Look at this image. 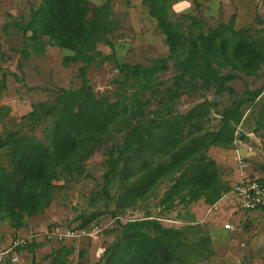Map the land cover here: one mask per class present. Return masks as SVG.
Instances as JSON below:
<instances>
[{
  "label": "trees",
  "instance_id": "obj_1",
  "mask_svg": "<svg viewBox=\"0 0 264 264\" xmlns=\"http://www.w3.org/2000/svg\"><path fill=\"white\" fill-rule=\"evenodd\" d=\"M141 4L168 49L166 56L149 64L122 62L114 50L103 54L97 49L100 42L112 48L110 36L117 30L113 0L99 5H91L90 0H40L26 20L13 21L22 34L21 57L42 55L47 45L66 50L64 66L81 63L80 85L58 89L51 102L33 104L22 115L30 134L6 130L0 135V150L8 160L0 161V222L7 221L16 231L26 218L43 214L57 196V182L69 183L84 172L85 162L102 146L103 184L89 204L102 198L107 208L114 204L112 217L152 198H158L157 206L164 211L201 199L213 205L232 190L208 152L211 147L234 148L245 104L257 106L256 127H264V92L245 89L244 96L219 113L215 128H210V114L216 101L204 99L184 112L177 109V101L183 93L199 89L233 94L228 82L239 78V73L257 75L264 64V39L248 28H235L232 21L204 31L189 13L181 14L191 19L185 26L172 19V0H141ZM103 61H112L119 73L114 95L96 93L88 80L89 67ZM170 61L174 74L166 85L160 74L169 70ZM224 69L229 72L222 73ZM151 99L154 108L148 107ZM46 120L40 139L32 132ZM113 130L123 135L107 145ZM114 182L118 186L111 193ZM98 214L81 215L79 226H88ZM115 231L99 258L101 264H190L215 254L208 229L195 223L194 215L184 226L174 227L145 212L120 223ZM35 245L32 241L25 247L32 250ZM68 253L63 242L50 254V264H66ZM7 262L9 255L1 264Z\"/></svg>",
  "mask_w": 264,
  "mask_h": 264
},
{
  "label": "rangeland",
  "instance_id": "obj_2",
  "mask_svg": "<svg viewBox=\"0 0 264 264\" xmlns=\"http://www.w3.org/2000/svg\"><path fill=\"white\" fill-rule=\"evenodd\" d=\"M103 1L90 0L91 5H99ZM39 3L40 0H0V135L6 130L30 134L29 125L22 119V115L30 111L33 104L38 101L51 102L58 89L76 88L80 85L77 73L81 63L64 66L62 57L68 53L66 50L47 45L42 55L32 54L27 59L20 56L22 34L13 26V21L26 20L30 9ZM113 9L117 30L110 36L112 48L104 42L97 44V49L103 54H111L114 50L122 62L129 64H149L154 58L168 54L164 36L157 28L155 20L148 14L147 8L141 4V0H113ZM170 13L173 20L182 22L185 26L191 19L182 17L181 14L194 15L204 31L214 28L218 23L232 21L235 28H248L256 38L264 39V0H172ZM226 72H229V69L222 71ZM173 74L174 69L170 61L169 70L160 74V79L168 85ZM87 76L93 90L98 94L114 95L118 90L116 78L119 73L112 61L93 63L87 71ZM2 82L5 86H2ZM228 85L234 89L233 94L225 91L215 95L213 88L183 93L177 101V109L184 112L204 99L216 101L217 106L211 109L210 114V128H215L219 123V113L229 106L233 99L244 96L245 89L261 88L264 92V64L257 75L239 73V78L228 82ZM149 97L150 93L147 92L145 98ZM155 106L156 102L151 99L148 107ZM242 110L243 118L237 127V135L243 133L245 141L252 147L253 152L246 160L249 172L264 182V127H256L258 111L255 104H245ZM48 123L46 120L36 127L33 135L43 139L42 131ZM246 133L254 134L258 142L251 141ZM122 135L119 131H111L107 145L120 141ZM104 151L103 146L95 149L84 164V172L75 174L71 182L64 183L59 180L56 198L43 214L27 219L19 232L28 235L44 228L79 226L81 215L88 216L99 211L95 220L88 225H102L99 239L90 241L81 238L67 241L69 253L66 264H101L99 258L102 251L114 238L120 223L151 212L153 216L159 217L163 224L181 227L194 215L196 223L208 229L215 254L207 260L190 264H264V211L253 212V216L243 213L242 221L237 222L235 217L236 225L233 230H223L222 223L230 221L219 219L220 215L216 210L209 213L207 209H199L197 217L196 212L192 211V206L177 203L169 211H164L157 206L158 198L140 203L117 217L110 214L114 204L107 208L103 198L91 206L90 198L98 197L103 184ZM0 161L4 164L8 162L3 150H0ZM117 186L118 183L114 182L111 193ZM15 232L6 222H0V250L9 247ZM34 242L36 245L32 250L29 247L20 249L17 262L6 264H50V254L63 245V242L46 240L42 236Z\"/></svg>",
  "mask_w": 264,
  "mask_h": 264
},
{
  "label": "built area",
  "instance_id": "obj_3",
  "mask_svg": "<svg viewBox=\"0 0 264 264\" xmlns=\"http://www.w3.org/2000/svg\"><path fill=\"white\" fill-rule=\"evenodd\" d=\"M251 136V134H248ZM236 142V141H235ZM248 152H252V148L248 146ZM238 162L239 174L232 186V194L237 198L239 207L244 211H253L264 207V184L259 182L257 177H250L246 174L247 162L245 158L238 154L236 155ZM225 229H233L230 222L223 224ZM102 225L92 224L86 227L71 226L66 228H44L42 231L31 232L24 234L17 232L10 241L7 249L0 251V263L4 262L6 256H10L11 262H17L18 256L16 249L25 247L39 236L48 240L52 239L60 242L85 238L90 241H96L101 235Z\"/></svg>",
  "mask_w": 264,
  "mask_h": 264
},
{
  "label": "crops",
  "instance_id": "obj_4",
  "mask_svg": "<svg viewBox=\"0 0 264 264\" xmlns=\"http://www.w3.org/2000/svg\"><path fill=\"white\" fill-rule=\"evenodd\" d=\"M242 134L243 133H239L237 135V140L235 142L233 149H223V148H219V147H211L209 152H208V154L212 158H214L217 162L221 179L225 182H228L231 187L235 183V181L238 177V174H239L238 162H237V157H236L237 153L241 154L245 158V160H247V158L250 157L251 153L253 152V151L248 152L247 148H248V146L251 147V145H249L245 141V139H244L245 137L242 136ZM248 134H251V136H248L246 133V136L249 137V139L251 141L253 140V141L258 142V140L254 136V134H252V133H248ZM247 165L248 166L246 168V174L250 177H256V176L251 175V173L249 172V164L247 163ZM191 206H192V211L196 212L195 213L196 216L199 214V212H198L199 209H207L209 213L211 210H216L218 212V214L220 215L219 219H223V220H227V221L229 220L231 222V224L233 225V228H234V225H236L235 224V217H237V222H240V221H242L241 214H243V213H245L247 215L251 214L250 216H253V215H255L254 213H256V211H264V208L255 209L253 211L242 210L239 207V202H238L237 198L232 194L231 191L227 194L222 195L221 198L217 202H215L213 205H207L201 199V200L197 201L196 203H193ZM29 218H32V217H29ZM29 218H26L25 222ZM238 218H240V220H238ZM4 222H6V224L9 225V223L7 221H4ZM195 223H196V220H195ZM224 223L225 222L222 223L221 228L223 230H227L223 227ZM23 227L16 230V232L13 234V236L17 232H19V230L23 229ZM11 230H14V229L11 227ZM42 230H39V231H42ZM228 230H230V229H228ZM231 230H233V229H231ZM13 236H12V238H13ZM2 250H4V249H2ZM2 250H0V251H2Z\"/></svg>",
  "mask_w": 264,
  "mask_h": 264
}]
</instances>
